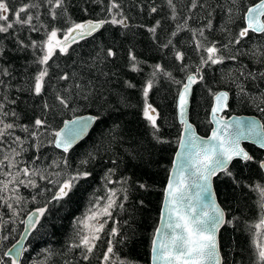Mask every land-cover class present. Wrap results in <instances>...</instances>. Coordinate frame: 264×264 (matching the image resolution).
<instances>
[{
    "label": "trees",
    "instance_id": "trees-1",
    "mask_svg": "<svg viewBox=\"0 0 264 264\" xmlns=\"http://www.w3.org/2000/svg\"><path fill=\"white\" fill-rule=\"evenodd\" d=\"M256 1L62 0L57 7V0H4L8 19L0 26L12 27L0 32V264H12L5 253L18 239L25 215L41 206L45 211L17 264H150L151 238L181 129L176 97L187 74L198 76L190 118L200 133L211 126L212 95L220 88L230 93L226 113H254L264 122V33L238 35ZM21 8L27 10L17 20ZM28 16L31 22L24 23ZM88 18L105 23L71 43L66 53L54 49L41 63L53 30L61 38ZM113 18L125 23L113 24ZM213 44L223 62L205 64V49ZM45 70L36 94V78ZM146 104L158 113V131L144 117ZM84 112L97 116L89 133L67 152L57 148V129ZM37 119L43 127L35 126ZM6 124L13 127L5 129ZM245 146L253 160L236 158L228 167L231 176L220 172L214 179L226 213L219 238L222 264H264L258 247L264 246V227H255L262 218L256 186L264 188V150ZM23 168L35 174L25 176ZM77 172L90 175L75 182L68 197L53 199ZM112 192L115 204L111 215H104ZM96 212L100 215L89 220ZM101 223L88 252L81 243L90 235L86 225Z\"/></svg>",
    "mask_w": 264,
    "mask_h": 264
},
{
    "label": "snow or ice",
    "instance_id": "snow-or-ice-1",
    "mask_svg": "<svg viewBox=\"0 0 264 264\" xmlns=\"http://www.w3.org/2000/svg\"><path fill=\"white\" fill-rule=\"evenodd\" d=\"M62 0H57V7L60 6ZM171 3V0H169ZM113 8H118L119 5L113 2ZM26 8H21L19 12L15 13L17 20H19L20 12H25ZM152 11H155L153 8ZM8 12V5L4 0H0V20H7L6 13ZM261 17H264V0H260V3L254 7L247 9L245 16L246 26L239 32L240 38L248 36L249 32L264 33V22H261ZM32 17L28 16L24 23H30ZM105 21L87 23H77L71 27L63 37V40L57 39V31L53 30L46 42L47 52L41 63L46 64L52 57L54 49L59 48L62 53L67 52V48L71 43L76 42L77 37L83 38L91 33L95 32ZM113 24L123 25L125 22L123 19L111 20ZM12 24L9 23L6 26H0V32H7ZM155 31V29H151ZM75 34V35H74ZM202 35V33H201ZM239 43V40L235 41ZM207 52V58L204 63L209 61L212 64H218L223 62V58L218 55L220 49L214 44L205 49ZM108 55L114 56L115 53L109 51ZM178 59H182V54H178ZM134 60L135 57H132ZM234 59V57H233ZM47 75L46 70L40 72L36 78L34 91L36 94H40L43 88V79ZM67 79V77H63ZM202 79V77H201ZM197 82L196 75H190L187 78V83L182 86V91L178 98V110L181 118V123L184 124V130L186 133H190L191 125L184 120L186 109L188 106V94L191 90V86ZM152 88V82L149 81L144 89V96H148L149 90ZM215 105L211 109L213 122L216 127L213 128L211 136L207 140H203L200 137L195 136L194 133H190L186 138L181 139V146L184 152L181 155L182 163L179 167L174 165V170L170 176L165 188V228L167 231L162 232L157 229L156 236L159 239L152 241L151 251L153 253V264H157L158 261L163 264H219L217 257V231L222 224H224L225 218L223 211L216 205L213 199V193L209 186L211 177L215 176L218 172H223L225 175L231 176V172L228 170V165L234 158H239L242 162L252 161L253 157L249 155L241 146V138L253 137L255 142L260 147L264 148V136H261L256 130L254 123H249L246 126H242L239 121H232L231 123L224 120L223 117H218L224 109L228 107V93L221 92L214 94ZM60 103L67 107V102L64 99H60ZM144 117L150 123L153 129L158 131L156 110L151 104H146L143 110ZM90 120H83L80 122H73L75 125L69 131H57L54 133L56 139L53 141L57 148H62L65 152L69 150L72 144L85 132L88 128ZM35 126L43 127L44 121L37 119ZM12 124L4 125L5 129H11ZM67 127V125H66ZM247 128V136L243 128ZM232 128L234 131H229ZM3 131L0 130V136H3ZM187 166V167H185ZM260 167L264 169V161L260 162ZM185 171L189 172V176H184ZM22 172L25 176H30L35 173L30 172L28 168H23ZM88 172H77L75 176H72L61 183L58 189V193L54 195L53 199L61 200L68 197L71 193L75 182L82 178L89 176ZM187 180V182H186ZM24 183V181H20ZM29 183H32L29 181ZM190 185H195L198 189L196 193V203H193V198L188 196V190ZM143 186V185H142ZM6 188L7 185H4ZM257 190L261 194L262 200H264V188L259 185L256 186ZM115 192L111 193L109 197L108 205L103 209V214L110 216L109 209L115 204ZM264 208V203L261 204ZM45 209H40L39 212L42 215ZM100 215L99 212L93 213L88 217L89 220L96 219ZM230 223V222H229ZM90 235L84 236L81 243L87 248L88 252H91L94 240L99 239L97 235L103 230V224L98 225H86ZM256 228L264 227V216L261 218V223L255 226ZM112 234H116V230H112ZM79 246V245H76ZM15 247V246H14ZM260 248L259 257L264 260V246L258 245ZM11 251V250H9ZM22 249L16 251V256L21 255ZM113 249L108 247L107 253L111 254ZM106 254L104 259L107 261L110 256ZM8 255V253H5ZM87 258V257H85ZM12 264H17L16 260H13Z\"/></svg>",
    "mask_w": 264,
    "mask_h": 264
},
{
    "label": "water",
    "instance_id": "water-1",
    "mask_svg": "<svg viewBox=\"0 0 264 264\" xmlns=\"http://www.w3.org/2000/svg\"><path fill=\"white\" fill-rule=\"evenodd\" d=\"M258 3H260V0H257L256 2L252 3L250 6H248V8L254 7ZM246 13H247V10H246L245 15H244L245 26H246V20H245ZM260 19H261V22H264V17H261ZM88 21H92V22L95 23V22H100V21H104V20L103 19H92V18H88V19L82 20L79 23H87ZM103 24L101 25V27L103 26ZM101 27H99L95 32H97ZM95 32H93V33H95ZM93 33H91L90 35H92ZM90 35H87V36H90ZM87 36H85V37H87ZM63 37L61 38V40H63ZM78 39H81V38L80 37H77V40ZM190 75H196L197 80H198V76H197L196 71L190 72L185 77L183 84L184 83H187V78ZM183 84L180 86L179 91L177 93V97H176V116H177L178 122L181 124L180 135H179V139H178V143H177L176 149H175L174 154H173V158H172L171 166H170V169H169V172H168V175H167V179H166V182H165V186H164V189H163V196H162V202H161V206H160V210H159L158 221L156 223V226L154 228L153 235H152V238H151L150 264H153V261H152L153 253L151 251L152 241L154 239H159L160 238V237H157L155 235L157 229H160L162 232L167 231V229L165 228V219H166V217H165V210H166V204H165V195H166V193H165V188H166V185L168 183V180H169L170 176L173 173L174 165L177 166V167H179V165L182 163L181 155L180 154H182L184 152V149L181 146V139L182 138H186L190 133H194L195 136L200 137L203 140H207L211 136L213 128L216 127V124L213 122V117H212V114H211V109L215 105L214 94H219L221 92H227L228 93V102H227L228 103V107L226 109H224L221 113H219V115H218L217 118L223 117L224 120H226L229 123H231L232 121H239V122H241L242 126H246L249 123H254V125L256 126L257 132H259L261 134V136H264V122H263V120L258 115L254 114V113H245V112H241V113H236V112L226 113V111L229 108L230 93H229L228 90H226L224 88H220L216 92L213 93L212 100H211V105H210V108H209V121L211 123V126H210V128H209V130H208V132L206 134L200 133L198 131V129H197L196 124L190 118L191 95H192L193 87H194L195 84H193L191 86V90H190V92L188 94V106H187V109H186V113H185L184 120H186L187 123L189 125H191V129H190V133H186L185 130H184V124L181 123V118L179 116V110H178V98H179L180 92L182 91ZM96 118H97V116L95 114H93V113H90V112L78 113V114H75V115H73V116H71L69 118H66L63 121V123L60 125V127L57 129V131H65V132L69 131L72 127L75 126L73 124V122H80V121H83V120H90L91 121L89 123V125H88V128L85 130V132L69 148V149H71L74 145H76L80 140H82L89 133L90 129L92 128V126L94 125V123L96 121ZM66 125H67V127H66ZM243 130L245 132V135L247 136V128L244 127ZM229 131L230 132L231 131H234V129L230 128ZM55 139H56V137L54 135V141H55ZM246 143L253 144V145H255V146H257V147H259V148H261V149L264 150V148L260 147L259 144L255 142V138H253V137H248L246 139L245 138H241L240 146L246 152H248L249 155H250V152L247 149V147L245 146ZM60 149H62V148H60ZM234 159H236V158H234ZM261 161H264V158ZM229 165H228V167H229ZM185 167H187V166H185ZM262 171H263V174H264V169H262ZM219 173L220 172H218L215 176L211 177V179L209 181V186H210V188L212 190V193H213V199H214L216 205H218L219 208L223 211L224 218H225V221H226V213H225L224 207L219 202L218 197H217V193H216V190H215V187H214V179H215V177ZM184 176L187 178L189 176V172L188 171H185ZM186 182H187V180H186ZM197 191H198V189L196 188L195 185H190L189 186V190H188V193L187 194H188V196H190V197L193 198V200H192L193 203H196V199L195 198H196ZM262 203H264V200H262ZM40 209H44V207L41 206V207H38V208H33L32 210H30L25 215V217H24V226L22 228V231H21L18 239L7 250V253L12 257V259L13 260H16L17 262L19 261L21 255H22V253L24 251V249L26 248V240H27V237H28L29 233L33 230V228L36 226L37 222L39 221V219L41 217V214L39 212ZM262 216H264V208H262ZM223 225L224 224H222L220 226V228L218 229V231L216 233L217 240H218L217 257H218V260H219V264H222V261H223L222 253H221V250H220V240H219V238H220V231H221ZM21 249H22L21 255H19L17 257L16 256V251L17 250H21ZM9 250H11V251H9ZM157 264H163V262L158 261ZM207 264H212V262H207Z\"/></svg>",
    "mask_w": 264,
    "mask_h": 264
},
{
    "label": "rangeland",
    "instance_id": "rangeland-1",
    "mask_svg": "<svg viewBox=\"0 0 264 264\" xmlns=\"http://www.w3.org/2000/svg\"><path fill=\"white\" fill-rule=\"evenodd\" d=\"M48 38H49V36H48ZM48 38H47L46 41L44 42V55H43V57L45 56V54H46V52H47L46 42H47ZM61 38H62V37H61ZM61 38L57 36V39L61 40Z\"/></svg>",
    "mask_w": 264,
    "mask_h": 264
},
{
    "label": "bare ground",
    "instance_id": "bare-ground-1",
    "mask_svg": "<svg viewBox=\"0 0 264 264\" xmlns=\"http://www.w3.org/2000/svg\"><path fill=\"white\" fill-rule=\"evenodd\" d=\"M218 197V196H217ZM218 200H219V198H218ZM220 202V201H219ZM225 210V209H224Z\"/></svg>",
    "mask_w": 264,
    "mask_h": 264
}]
</instances>
